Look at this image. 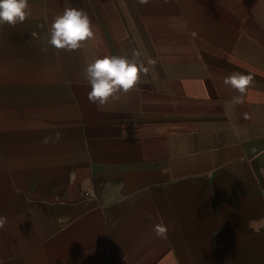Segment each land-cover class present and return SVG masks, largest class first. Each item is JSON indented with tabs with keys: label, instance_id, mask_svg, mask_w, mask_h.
Returning a JSON list of instances; mask_svg holds the SVG:
<instances>
[{
	"label": "crops",
	"instance_id": "0c3cea01",
	"mask_svg": "<svg viewBox=\"0 0 264 264\" xmlns=\"http://www.w3.org/2000/svg\"><path fill=\"white\" fill-rule=\"evenodd\" d=\"M28 3L0 24V264H264V0ZM69 7L95 38L57 50ZM134 51L147 73L98 110L87 65Z\"/></svg>",
	"mask_w": 264,
	"mask_h": 264
},
{
	"label": "clouds",
	"instance_id": "9594fccd",
	"mask_svg": "<svg viewBox=\"0 0 264 264\" xmlns=\"http://www.w3.org/2000/svg\"><path fill=\"white\" fill-rule=\"evenodd\" d=\"M148 0H139L145 4ZM31 14L28 0H0V24L15 26L23 23ZM95 38L94 27L86 11L77 7L65 8L61 15L54 17L50 28L48 43L57 50L75 51L83 43ZM140 52L134 51L132 58L127 56L105 55L89 63L85 69V78L90 85L88 100L97 105L98 110L110 100H118L120 93L127 94L133 90L142 73L148 69L140 60ZM154 63V61H149ZM252 74L234 72L224 79V84L231 86L240 95L233 98L234 103H242L248 88L252 85ZM61 133L56 132L55 138L46 137L44 143L59 142ZM5 217H0V228L4 226ZM257 225H264V220L250 221L249 226L259 232ZM157 237L167 239L168 226L163 222L154 225Z\"/></svg>",
	"mask_w": 264,
	"mask_h": 264
}]
</instances>
